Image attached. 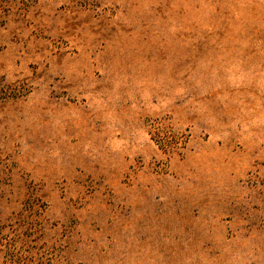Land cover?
I'll list each match as a JSON object with an SVG mask.
<instances>
[{"label": "rangeland", "instance_id": "374dc122", "mask_svg": "<svg viewBox=\"0 0 264 264\" xmlns=\"http://www.w3.org/2000/svg\"><path fill=\"white\" fill-rule=\"evenodd\" d=\"M0 264H264V0H0Z\"/></svg>", "mask_w": 264, "mask_h": 264}]
</instances>
